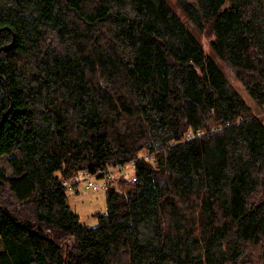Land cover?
<instances>
[{
	"label": "trees",
	"instance_id": "1",
	"mask_svg": "<svg viewBox=\"0 0 264 264\" xmlns=\"http://www.w3.org/2000/svg\"><path fill=\"white\" fill-rule=\"evenodd\" d=\"M176 2L264 110V0ZM2 156L0 264H264V113L167 0H0Z\"/></svg>",
	"mask_w": 264,
	"mask_h": 264
},
{
	"label": "rangeland",
	"instance_id": "2",
	"mask_svg": "<svg viewBox=\"0 0 264 264\" xmlns=\"http://www.w3.org/2000/svg\"><path fill=\"white\" fill-rule=\"evenodd\" d=\"M171 8L182 18L183 22L186 26L191 30L192 34L200 41L205 52L215 60V62L219 65V67L224 71L227 75L231 83L237 88L240 92L244 100L249 104L252 108L253 112L257 115L263 117L264 110L256 105V102L251 97L249 93H247L240 82L236 80L229 70L224 66V64L218 59L212 50L209 40L210 37H206L203 33H200L192 23L187 19V17L183 14L176 0H167ZM0 169L8 171L10 169V165L7 162V157H0ZM133 166L129 163L121 166H113L111 171V175L108 178L102 177L99 181L108 182L107 185L111 184L118 189L125 188L127 186V182H124L126 179H130L133 176ZM98 180V179H97ZM75 192H67V202L72 207L74 211H76L79 215V220L81 223L93 226L97 223L96 217L93 215L94 212L104 213L106 210L105 204V190L104 187H99L97 189H85L81 183L76 186ZM3 248L2 240L0 238V250Z\"/></svg>",
	"mask_w": 264,
	"mask_h": 264
},
{
	"label": "built area",
	"instance_id": "3",
	"mask_svg": "<svg viewBox=\"0 0 264 264\" xmlns=\"http://www.w3.org/2000/svg\"><path fill=\"white\" fill-rule=\"evenodd\" d=\"M200 134V131L197 132V135ZM189 137H192V133L188 135ZM132 165L134 168V163L131 161L129 162V166ZM121 166V165H120ZM117 167V166H115ZM113 169L112 167H108L103 170H98L94 175H91L88 172H82L80 175H76L75 177L71 179H63L61 181V184L63 187L67 189L69 192H75L76 186L81 183V185L85 189H97L99 187H105L107 185V182H100L99 180L96 179V176L101 175L102 177L108 178L111 175V171Z\"/></svg>",
	"mask_w": 264,
	"mask_h": 264
}]
</instances>
